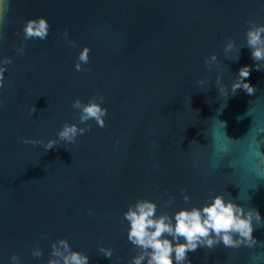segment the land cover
Masks as SVG:
<instances>
[{
	"label": "water",
	"instance_id": "95a60500",
	"mask_svg": "<svg viewBox=\"0 0 264 264\" xmlns=\"http://www.w3.org/2000/svg\"><path fill=\"white\" fill-rule=\"evenodd\" d=\"M39 18L47 38L25 39ZM249 21L264 24V0H0V264H49L61 239L88 264H132L130 206L174 216L217 194L258 209L255 243L200 248L188 264H264V62L253 95L231 94L254 66ZM100 94L107 126L90 120L46 151L65 123L87 127L73 101Z\"/></svg>",
	"mask_w": 264,
	"mask_h": 264
},
{
	"label": "clouds",
	"instance_id": "9594fccd",
	"mask_svg": "<svg viewBox=\"0 0 264 264\" xmlns=\"http://www.w3.org/2000/svg\"><path fill=\"white\" fill-rule=\"evenodd\" d=\"M3 11V9H2ZM252 26L246 33L247 45L251 50L253 65H244L238 70V78L231 86V94L235 96L238 90H243L247 95H253L256 87L250 81L253 70L260 71L261 63L264 62V24L256 25L249 21ZM50 25L44 18L29 20L24 26L25 39H46L49 34ZM67 30H65V35ZM75 47V42H73ZM228 49L233 48V44L227 45ZM21 53L23 49H20ZM90 49L84 47L75 65L77 71L85 70L82 66L90 63ZM215 60V56L211 57ZM11 61L5 59L4 63ZM206 64L210 61L206 60ZM91 71V68L87 69ZM6 69L0 67V88L4 87V72ZM200 83H203L201 81ZM220 94L227 97L229 94L222 86ZM104 96L92 98L88 103H83L76 99L72 107L79 109V121L86 124L88 121H95L96 125L106 127L105 117L107 108L103 107ZM35 111V108L31 109ZM238 119V118H237ZM239 120V119H238ZM226 126V122H222ZM86 131H91V125L85 128L78 127L76 124L65 123L58 132L56 140H49L44 145L45 150H52L59 142L66 145L77 143V138ZM19 141L27 143L24 137H18ZM33 143H43L33 141ZM189 198L185 196L187 201ZM157 205L147 199L138 200L134 206H130L124 213L125 219L129 222L127 234L128 240L141 249V252L133 257L132 264H188L189 253L195 252L200 248L212 250L220 245L226 248H239L241 246H251L255 243L254 220L261 221L258 209L250 208L246 212L244 208L233 200H226L222 194H217L211 198V202L203 207H192L191 209H181L168 216L161 214L156 216ZM91 214V210H90ZM173 220L175 221L173 223ZM167 233L172 239L169 240L164 234ZM106 258H110V249H100ZM39 255V252L35 253ZM52 255L59 259H52L49 264H88V257L78 251H73L65 239L59 240L53 245ZM16 260V257H12Z\"/></svg>",
	"mask_w": 264,
	"mask_h": 264
}]
</instances>
